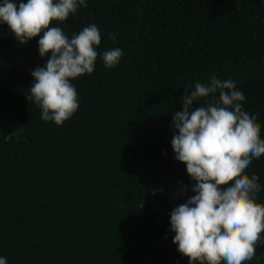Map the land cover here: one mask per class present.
Instances as JSON below:
<instances>
[{"label":"trees","instance_id":"obj_1","mask_svg":"<svg viewBox=\"0 0 264 264\" xmlns=\"http://www.w3.org/2000/svg\"><path fill=\"white\" fill-rule=\"evenodd\" d=\"M86 2L51 25L71 38L95 24L102 35L94 72L72 81L79 108L60 126L26 99L31 72L46 64L39 37L20 44L0 25V257L188 264L170 230L172 210L194 195L171 147L172 113L186 88L211 75L232 79L264 139V0ZM117 47L119 64L105 68L103 52ZM253 173L264 204V156ZM261 240L245 264H264Z\"/></svg>","mask_w":264,"mask_h":264},{"label":"clouds","instance_id":"obj_2","mask_svg":"<svg viewBox=\"0 0 264 264\" xmlns=\"http://www.w3.org/2000/svg\"><path fill=\"white\" fill-rule=\"evenodd\" d=\"M81 7H87L86 0H0V25H7L20 44L39 37V55L46 64L31 72L34 82L26 99L41 110L42 120L57 126L79 108L72 81L92 74L100 55L97 25L89 24L71 38L61 27L51 26ZM109 38L115 40L116 34ZM122 55L118 47L105 50L104 67H115ZM243 101L234 80L211 75L194 89L186 88L182 111L172 113L171 147L175 159L186 166L194 195L172 210L170 230L188 264H245L262 243L264 204L257 202L261 185L257 174L249 176L246 170L264 156V139L257 115L246 111ZM0 264H7V258L0 257Z\"/></svg>","mask_w":264,"mask_h":264}]
</instances>
